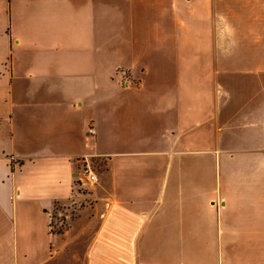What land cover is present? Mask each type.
I'll list each match as a JSON object with an SVG mask.
<instances>
[{
  "label": "crops",
  "instance_id": "1",
  "mask_svg": "<svg viewBox=\"0 0 264 264\" xmlns=\"http://www.w3.org/2000/svg\"><path fill=\"white\" fill-rule=\"evenodd\" d=\"M240 80L264 81V0H0V264H212L221 130L264 174ZM255 209L227 264H264Z\"/></svg>",
  "mask_w": 264,
  "mask_h": 264
},
{
  "label": "rangeland",
  "instance_id": "2",
  "mask_svg": "<svg viewBox=\"0 0 264 264\" xmlns=\"http://www.w3.org/2000/svg\"><path fill=\"white\" fill-rule=\"evenodd\" d=\"M228 90L234 93H251V91H258L264 93V81L251 82L242 81L227 83ZM212 129V127H211ZM219 135H228L225 138L226 146H222L221 168L218 171L217 181L214 182V203L216 208V226L213 231V239L210 242H196L197 249L200 247L203 250L213 251L214 258L210 260L212 264H219L221 261L234 262L236 252L254 250V243L250 240L244 241V238L236 233V227H241V222H250L256 217L257 205L260 206V212H264V177L261 174V179L257 178V171L255 168L247 167L249 163H241L240 160H235L238 156V145L235 138L242 139V136L236 135V131L221 130ZM215 132V131H214ZM220 168V163H218ZM264 171V168H261ZM96 170V168H95ZM256 190L262 193L261 198L258 199ZM259 215V213H258ZM200 259L199 262H203ZM250 260V258H249Z\"/></svg>",
  "mask_w": 264,
  "mask_h": 264
},
{
  "label": "built area",
  "instance_id": "3",
  "mask_svg": "<svg viewBox=\"0 0 264 264\" xmlns=\"http://www.w3.org/2000/svg\"><path fill=\"white\" fill-rule=\"evenodd\" d=\"M89 132L94 133V129L90 128ZM82 183L88 190L93 191L99 183V176L90 161L84 160V167L82 171Z\"/></svg>",
  "mask_w": 264,
  "mask_h": 264
}]
</instances>
